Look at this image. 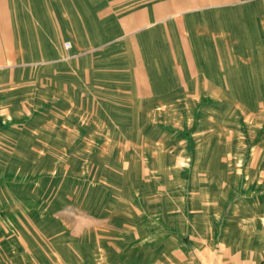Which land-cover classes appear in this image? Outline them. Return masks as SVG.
I'll return each instance as SVG.
<instances>
[{
    "label": "rangeland",
    "instance_id": "rangeland-1",
    "mask_svg": "<svg viewBox=\"0 0 264 264\" xmlns=\"http://www.w3.org/2000/svg\"><path fill=\"white\" fill-rule=\"evenodd\" d=\"M125 1L0 0V264H228L224 223L264 246V26L235 5L192 41L188 85L135 78L143 100L73 109L74 152L35 148L51 48L38 28L58 27L54 6L71 35L55 45L89 84L96 70L160 71L139 35L112 34L158 0Z\"/></svg>",
    "mask_w": 264,
    "mask_h": 264
},
{
    "label": "crops",
    "instance_id": "crops-1",
    "mask_svg": "<svg viewBox=\"0 0 264 264\" xmlns=\"http://www.w3.org/2000/svg\"><path fill=\"white\" fill-rule=\"evenodd\" d=\"M125 3L128 6L135 2L127 0ZM223 4L235 5L242 11L243 18L250 17L254 20L252 24L259 28L264 26V0H158L151 3L150 7H135L121 17L122 20L117 27H114L112 34L114 37L119 36L118 38L139 35L142 47H146L153 56L157 57L160 71L147 67L135 75L133 70H126L124 73L96 70L97 72L92 74L90 79L92 84H89L85 65L75 66L71 59L74 55L70 58L61 57L59 47L55 45L57 39L61 37L71 39V35L69 21L59 13L57 5L54 6L58 27H49L50 32L43 29L44 24L38 28L41 36L44 31V41L50 43L51 48L50 54L48 53L47 73L38 74L37 77L39 84L42 83L41 81L45 83L39 85V98L42 100L39 108L44 112L42 113L44 116L35 128L36 140L40 144L36 143L35 148L39 151L41 149L43 154L74 152L73 109L87 108L89 99L94 95L105 97L114 103L127 104L143 100L144 98L139 95L142 90L140 91V88L136 90V86L132 84L136 81L135 78L141 82L142 78L148 77L152 79L156 88L164 84H171L174 89L182 83L188 85L195 79V76H192L193 71L200 73V63L197 58L199 49L197 44L193 47L192 41L197 40L199 35L202 36L201 32L210 28V23L224 9ZM76 11L80 14L79 18L84 19L81 4H77ZM74 17L76 20L73 23L76 22L78 29L80 21L77 16ZM81 32L77 34L82 36L83 32ZM182 33L185 34L190 45L192 61L187 59L186 45L181 40ZM169 38L173 43L174 54L169 47L164 46V44L168 45ZM68 52L75 53V47ZM76 60L78 63L82 62L77 58ZM231 227L234 228L233 225H230ZM227 228L225 229V223L219 229L217 226V230H221L220 234L224 236L221 237L219 246L222 247L224 256L230 260L228 264H264V246L254 241L242 239L237 241L236 237L228 238Z\"/></svg>",
    "mask_w": 264,
    "mask_h": 264
}]
</instances>
